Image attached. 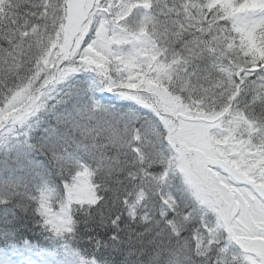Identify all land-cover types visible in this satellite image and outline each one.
I'll return each instance as SVG.
<instances>
[{"label":"snow or ice","instance_id":"6c2138e0","mask_svg":"<svg viewBox=\"0 0 264 264\" xmlns=\"http://www.w3.org/2000/svg\"><path fill=\"white\" fill-rule=\"evenodd\" d=\"M0 264H264V0H0Z\"/></svg>","mask_w":264,"mask_h":264}]
</instances>
